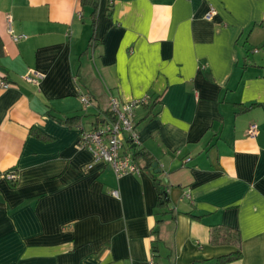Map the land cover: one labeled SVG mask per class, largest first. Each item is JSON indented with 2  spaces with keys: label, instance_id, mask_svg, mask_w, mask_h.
Instances as JSON below:
<instances>
[{
  "label": "crops",
  "instance_id": "0c3cea01",
  "mask_svg": "<svg viewBox=\"0 0 264 264\" xmlns=\"http://www.w3.org/2000/svg\"><path fill=\"white\" fill-rule=\"evenodd\" d=\"M0 46V264H264V0H0ZM146 94L117 178L76 125Z\"/></svg>",
  "mask_w": 264,
  "mask_h": 264
},
{
  "label": "built area",
  "instance_id": "2783aa9c",
  "mask_svg": "<svg viewBox=\"0 0 264 264\" xmlns=\"http://www.w3.org/2000/svg\"><path fill=\"white\" fill-rule=\"evenodd\" d=\"M214 13L211 9L209 14ZM8 32L14 42L25 39L26 34H15L11 28L10 18H7ZM22 80L38 84L43 75L35 69H28L21 75ZM74 79H76L74 77ZM10 84L0 81L1 88H7ZM80 101L86 109L91 105V99L86 95H80ZM150 95L146 94L141 98L128 102H121L115 97H111L108 104V114H104L90 127L86 128L82 124L76 125L78 138L76 146L87 149L96 161H101L110 166L114 175L119 178L127 174H136L140 171V166L133 157V148L139 146V137L135 130V108L148 104ZM257 132L255 124H251L247 129L249 136H254ZM5 177L9 181H14L16 176L13 172H8ZM111 194L117 196V190H112Z\"/></svg>",
  "mask_w": 264,
  "mask_h": 264
},
{
  "label": "trees",
  "instance_id": "16d2710c",
  "mask_svg": "<svg viewBox=\"0 0 264 264\" xmlns=\"http://www.w3.org/2000/svg\"><path fill=\"white\" fill-rule=\"evenodd\" d=\"M157 100H158V98L152 99L151 96H150V101L148 102V104L143 105V106L152 107L154 104L157 103ZM104 114H108L109 115L108 108H107V110H105ZM75 117L76 116L67 117V118L64 119V122L65 123L71 122V121H73V119H75ZM102 117H98L97 116L96 119H94L92 125L95 122H97L98 119H101ZM133 157H134V159L136 161L138 160V158H142L143 160H145L146 169H149V171L152 172V170L154 169L153 163H154L155 160H153V158L149 157L144 151L139 149V146H135L133 148ZM9 182L13 183V181H9ZM155 183H157V185L159 186V190H157V206L158 207L172 209V208H170V205H169L170 198H169V192H168L167 183L164 182V180H162V179H155ZM222 238L224 239V237H222ZM241 256H242V253H241L240 249H237L234 252H231L229 254H224V255L215 257L213 259L205 260V262L207 264H223V263H227V262L239 259Z\"/></svg>",
  "mask_w": 264,
  "mask_h": 264
},
{
  "label": "water",
  "instance_id": "95a60500",
  "mask_svg": "<svg viewBox=\"0 0 264 264\" xmlns=\"http://www.w3.org/2000/svg\"><path fill=\"white\" fill-rule=\"evenodd\" d=\"M156 166H157V162H154L153 167H156ZM159 172H160V169L154 170V173H159ZM155 187H156V190H159V186L157 185V183H155Z\"/></svg>",
  "mask_w": 264,
  "mask_h": 264
}]
</instances>
